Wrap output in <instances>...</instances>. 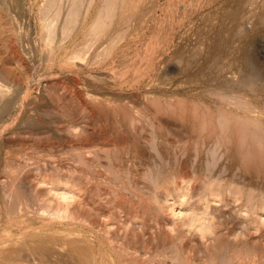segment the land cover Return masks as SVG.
Here are the masks:
<instances>
[{
	"label": "rangeland",
	"instance_id": "rangeland-1",
	"mask_svg": "<svg viewBox=\"0 0 264 264\" xmlns=\"http://www.w3.org/2000/svg\"><path fill=\"white\" fill-rule=\"evenodd\" d=\"M53 1L0 0V264H40L43 254L65 264L72 240L84 255L88 244L100 248L96 264H223L230 257L239 264L238 257L256 255L264 264V210L245 207L238 187L222 195L227 201L210 195L199 211L189 185L180 183L173 194L146 190L153 166L168 171L188 162L193 175L206 160L203 148L219 139V117L260 116L264 124V0H56L61 9L51 10ZM72 10L79 13L66 36ZM98 22L106 23L94 33ZM48 24L56 27L52 39ZM205 120L214 123L209 132ZM230 123L229 152L236 155L221 156L218 168L257 146L237 139L245 122ZM167 141L186 152L176 157ZM263 149L244 151L256 163L249 160L253 168L239 173L252 176L251 188L260 192ZM135 180L145 194L130 187ZM219 210L232 221L229 229H212ZM234 223L239 228L230 232Z\"/></svg>",
	"mask_w": 264,
	"mask_h": 264
},
{
	"label": "bare ground",
	"instance_id": "bare-ground-1",
	"mask_svg": "<svg viewBox=\"0 0 264 264\" xmlns=\"http://www.w3.org/2000/svg\"><path fill=\"white\" fill-rule=\"evenodd\" d=\"M81 0H79V2H80ZM83 1V0H82ZM82 1L80 2V3H82ZM108 1V0H107ZM114 1V0H113ZM115 1H117V0H115ZM114 1V2H115ZM121 1V0H120ZM119 1V2H120ZM62 2V1H61ZM76 2H78V1H76ZM77 3V5H79L80 3ZM111 2V1H110ZM125 2V1H124ZM113 3V2H112ZM110 3L111 5H113V4H115V3ZM83 4V3H82ZM109 4V3H108ZM107 4V5H108ZM124 4V3H123ZM50 5V4H49ZM111 5H109L110 7H111ZM59 6H60V4H59ZM83 6V5H82ZM89 6H91V2H90V4H89ZM115 6V5H114ZM117 6V5H116ZM115 6V7H116ZM47 7V6H46ZM53 7L55 8V7H57L58 8V6H57V1L55 0V1H53L52 2V4H51V10L53 9ZM77 7V6H76ZM81 7V6H80ZM124 7H126V6H124ZM74 8V7H73ZM114 7H112V9H113ZM49 9H50V7H49ZM58 9H61V6H60V8H58ZM75 9V8H74ZM77 9V8H76ZM88 9H90V8H88ZM104 10H105V8H103ZM115 9V8H114ZM124 9V8H123ZM87 10V9H86ZM110 10H111V8H110ZM46 11V10H45ZM60 11V10H59ZM58 11V12H59ZM71 11V10H70ZM72 11H75V12H71L70 13V15H68V18H67V20H66V23H65V25H64V29H63V31L62 32H64L65 31V33L63 34V35H65L66 34V32L67 31H69V29H70V27H71V25H74V23L77 21L76 19H77V17H78V10L76 11V10H72ZM108 11H109V9H107L106 10V12L108 13ZM112 12H113V10H111ZM57 12V11H56ZM78 12V13H77ZM126 12V11H125ZM62 13V12H61ZM90 13V12H89ZM106 13V14H107ZM110 13V12H109ZM58 14V13H57ZM113 14V13H112ZM115 14V13H114ZM59 15H61V14H59ZM59 15H57V16H59ZM87 15V14H86ZM110 15H111V13H110ZM47 16H48V14H47ZM108 16V15H107ZM112 16V15H111ZM110 16V18L112 19L113 18V16L111 17ZM100 17H101V15H100ZM48 18V17H47ZM60 18H61V16H60ZM85 18H86V16H85ZM102 18V17H101ZM46 19V18H45ZM51 19V18H50ZM99 19V18H98ZM102 19H104V17L102 18ZM102 19H100V20H102ZM111 19H109V20H111ZM115 19V18H114ZM105 20V19H104ZM87 21V20H86ZM99 21V20H98ZM107 21V20H106ZM112 21H113V19H112ZM85 23V22H84ZM99 23V22H98ZM103 23L104 22H102V24H95L93 27H92V29H94L93 31H94V33H99V30L100 29H102L103 28V26L105 25V23H104V25H103ZM76 24V23H75ZM78 24V23H77ZM49 25V24H48ZM56 25V24H55ZM50 26V25H49ZM48 26V27H49ZM74 28V27H73ZM56 30V27L54 28V27H52V26H50L48 29H47V32H48V36H49V38L51 37V35L53 36V34L56 32L55 31ZM71 30V29H70ZM101 31V30H100ZM93 33V32H92ZM66 36H68L67 34H66ZM50 39H52V37L50 38ZM50 39H49V41H50ZM64 39H68L67 37H64ZM51 43L53 42V41H50ZM48 44V43H47ZM53 46V45H52ZM55 48V47H54ZM53 48V49H54ZM48 49V48H47ZM55 52H56V50H55ZM49 53V52H48ZM50 53H52L51 51H50ZM54 53V52H53ZM52 53V54H53ZM49 55V54H48ZM246 57V56H245ZM248 58H250L249 56H248ZM248 58H246V59H248ZM250 61H251V59H249ZM245 61V60H244ZM248 61V60H247ZM250 61H248V62H250ZM55 62V61H54ZM249 75V74H248ZM4 88V87H3ZM1 91V90H0ZM6 93V92H5ZM4 96V95H3ZM2 97V96H1ZM4 98V97H3ZM225 115V114H224ZM228 115V114H227ZM231 115V114H230ZM230 115L229 116H221V117H217L218 118V129H219V131L221 132V134H220V132H219V134L220 135H217L218 137H219V139L218 140H215L216 142H214L215 144L213 145H208L207 144V146H209V147H207L206 148V151H205V148H203V150H204V155L206 156V157H204V159L206 158V160H204V164L202 163V161H201V163L200 164H198V169H197V167H196V169L194 170V172H193V175H190L189 173H188V168H187V163L185 162V163H180V164H182V165H180L179 163V168H175V167H169L170 169L167 171V170H165V166H164V168H162V169H164V170H162L161 168H155L154 166H153V168H152V170H151V174L149 175V181H151L150 183H147L148 184V186H146V190L147 189H149V186H151L152 187V189H149V190H153V191H157L158 189L159 190H161V193H162V191H163V193H164V191L166 192V193H168V192H170V191H173V190H177L178 191V189H179V187H180V183H183V184H186L187 186L189 185V187H191V190H192V192H193V194H194V196H193V198L195 197V195L198 193V196H196V197H198L197 199H198V211L201 209V207H202V203H203V201H206V203H209V201L210 200H208L207 199V197L209 198V196L210 195H216V193H218V195H219V197H220V195H221V197H222V195L224 196V193L225 192H228V190H231L232 188H233V190H235L234 188L235 187H233V186H236V187H238L239 188V193H242L243 194V196H245L246 195V197L244 198L245 200H247L248 202H246L245 201V203L247 204V206H245V207H247V208H249V210L251 211V210H256L257 211V213H258V210L259 209H261L262 211L264 210L263 208V202L262 201H264L262 198H263V196H264V192L262 193V192H260V189H262V188H259V191L257 190V189H255V191L254 190H252L253 188H251V187H254V183L253 184H251L252 182H254V181H252V176L251 177H246V176H243V174H239V173H241V172H244V171H247V170H249L248 168H253V167H250V166H252V164L250 165V163H251V161H249V160H252V161H254L255 160V158H253L252 157V159H251V157L249 156V155H251L252 153H254V152H252L251 154L249 153L250 151H253L254 150V148L255 147H257V149L256 150H254L255 152L257 151L258 153H259V151H258V147L261 149V148H263L264 146V132L263 133H260V131H262V130H264V124H262L263 122L261 121V117L260 116H247V117H240L239 115V117L238 116H236V114H233V115H235V118L234 119H236V123L237 122H243L242 123V125H241V123L240 124H238L237 123V126L238 127H240V126H243V124H244V122L246 123V124H244V127H242V129L240 128V129H238L237 130V132L238 133H236L238 136H239V138H237L238 140H239V142H241L242 144H244V145H246V144H248V142H249V140H254V141H256V142H254V141H252V142H250V143H253V144H255V145H257V146H255V145H253L252 144V146H255L254 148L253 147H251V148H249L250 146V144L248 145L249 147H248V149L247 148H243L242 147V144L241 145H238V146H241L242 147V149H244L243 150V154H241L242 155V158H243V160H239L240 162H237V163H233V164H235V165H230V166H228L230 163V161H231V159L227 162V163H229L228 165H227V163H225L224 165L226 166H222L221 165V167H219L218 168V165H219V162H221L222 160H227V156L229 155V156H231V154L233 153V151H232V153L231 152H229L230 150H233V149H235V147L233 148V147H231V148H233V149H231V148H229V145L231 144V142L232 141H234V140H232V138L235 136H233L231 133H233V132H231V130L232 129H230L229 127L230 126H228V124H230L231 125V123L233 124V122H231L230 123V121H233L234 119H233V117H232V115H231V117H230ZM209 116H211L212 117V115H208V117ZM184 117V116H183ZM210 118V117H209ZM215 118V117H214ZM184 119V118H183ZM182 119V120H183ZM186 119V118H185ZM213 119V118H212ZM206 121V120H205ZM203 121L204 123H206V124H204L205 125V127L207 128V127H209V126H211V124L213 123H211V121H209V123H208V121ZM235 123V122H234ZM214 124V123H213ZM234 125V124H233ZM232 125V126H233ZM236 125V124H235ZM234 125V126H235ZM231 126V127H232ZM233 126V127H234ZM263 126V127H262ZM263 128V129H261L260 130V128ZM161 128V127H160ZM158 129V128H157ZM204 129V128H203ZM208 129V128H207ZM233 129H235V128H233ZM236 130V129H235ZM208 132H209V129L207 130ZM234 131V130H233ZM212 132V131H211ZM175 135V134H174ZM214 135H215V133H214ZM214 135H213V137H214ZM179 136V135H178ZM174 137V136H173ZM176 138H177V136H175ZM181 138V137H180ZM247 138H249V140L247 139ZM100 139V138H99ZM165 139V138H164ZM182 139V138H181ZM235 139V138H234ZM95 140V139H94ZM155 140V139H154ZM156 140H157V137H156ZM169 140H171V138L169 139ZM176 140H179V139H176ZM176 140H173V141H176ZM93 141V140H92ZM159 142H160V140H158ZM165 141V140H164ZM150 142V141H149ZM153 142V141H152ZM155 142V141H154ZM168 142V141H167ZM171 142V141H170ZM170 142H168V143H170ZM177 142V141H176ZM179 142H180V145H181V141L179 140ZM236 142V141H235ZM163 142H161V144H162ZM178 143V142H177ZM151 144V143H150ZM158 144V143H157ZM167 144V143H166ZM236 144V143H235ZM170 145L171 146H173L172 148L173 149H175L176 150V157H177V155H178V153H181V152H186V150H184L183 148L184 147H181V146H176L175 145V143L174 142H171L170 143ZM243 145V146H244ZM169 146V145H168ZM182 146H185V145H182ZM233 146V145H232ZM237 146V145H236ZM237 146V147H238ZM263 146V147H262ZM155 147V146H154ZM241 147H238V148H241ZM244 147H246V146H244ZM186 148V147H185ZM85 149H87V148H85ZM85 149L83 150L84 152H85ZM250 149V150H249ZM252 149V150H251ZM90 151H91V149H89ZM184 150V151H183ZM247 150H249V152L247 151ZM88 151V150H87ZM179 151V152H178ZM235 151V153H236V150H234ZM238 151V150H237ZM242 151V150H241ZM244 151H246V152H248V154L246 153H244ZM262 151V150H261ZM260 151V152H261ZM263 151H264V149H263ZM93 152H95V151H93ZM156 152V151H155ZM178 152V153H177ZM184 152V153H185ZM200 152H202V150H200ZM257 152H256V154H257ZM230 153V154H229ZM240 153H242V152H240ZM80 154V153H79ZM164 154V153H163ZM201 155L203 154V153H200ZM221 154V155H220ZM228 154V155H227ZM97 155V154H96ZM159 155V154H158ZM218 155H220L219 157L220 158H218ZM227 155V156H226ZM232 155H236V154H232ZM238 155H239V152L237 153V157H238ZM259 155V154H258ZM261 156H263L262 154H260ZM94 156V155H93ZM165 156V155H164ZM221 156H225V159H222V157ZM240 156V155H239ZM250 157V158H248V157ZM252 156V155H251ZM254 156V155H253ZM80 157V156H79ZM78 157V158H79ZM84 157V156H83ZM162 157V156H161ZM233 156H231V157H229V158H232ZM241 157V156H240ZM254 157H256V155L254 156ZM85 158H87V155L85 156ZM160 158V157H159ZM165 158V157H164ZM228 158V159H229ZM247 158V159H246ZM261 158V157H260ZM88 159V158H87ZM87 159H85V160H87ZM92 159V158H91ZM151 159V158H150ZM162 159V158H161ZM160 159V160H161ZM166 159V158H165ZM168 159V158H167ZM200 159H201V157H200ZM220 159V160H219ZM222 159V160H221ZM262 159V158H261ZM263 159H264V157H263ZM89 160V159H88ZM140 160V159H139ZM145 160V159H144ZM172 160V159H171ZM179 160V159H178ZM198 160V159H197ZM152 161V160H151ZM155 161H156V159H155ZM162 161V160H161ZM238 161V160H237ZM249 161V162H248ZM258 161V160H257ZM262 161V160H261ZM261 161H260V163H261ZM93 162V161H92ZM148 162H149V160H148ZM190 162H191V160H190ZM231 162H235V157H234V161H231ZM255 162V161H254ZM253 162V163H254ZM263 162V161H262ZM152 163V162H151ZM157 163V162H156ZM166 163L168 164V162L166 161ZM192 163H194V162H192ZM256 163V162H255ZM259 163V162H258ZM257 163V164H258ZM89 164H90V162H89ZM140 164V163H139ZM165 164V163H164ZM153 165H154V161H153ZM175 165V164H174ZM259 165V164H258ZM263 165V164H262ZM149 166V165H148ZM147 166V167H148ZM156 166V165H155ZM161 166H162V163H161ZM169 166V165H168ZM177 166V165H176ZM194 166V165H193ZM254 166H255V164H254ZM260 166H261V164H260ZM141 167V166H140ZM157 167H160V166H158L157 165ZM178 167V166H177ZM257 167V166H256ZM255 167V168H256ZM150 168V167H149ZM148 168V169H149ZM168 168V167H167ZM166 168V169H167ZM195 167H193V169H194ZM115 170H116V168H114ZM133 169V168H132ZM154 169H156V171L154 170ZM247 169V170H246ZM259 169V168H258ZM117 171H119V170H117ZM76 172V171H75ZM132 172V171H131ZM106 173V172H105ZM109 173V172H108ZM133 173V172H132ZM101 174V173H100ZM102 174H104V173H102ZM141 174V173H140ZM145 174V173H144ZM110 175H111V173H110ZM99 176H101V175H99ZM140 176V175H139ZM148 176V175H147ZM102 177V176H101ZM108 177H110V176H108ZM134 177V176H133ZM142 177H143V175H142ZM107 178V177H106ZM104 179H105V177H104ZM124 179V178H123ZM132 179V178H131ZM136 179L138 180L139 178H138V176L136 177ZM147 179V178H146ZM260 179V178H259ZM111 180V179H110ZM117 180V179H116ZM130 180V179H129ZM134 180V179H133ZM137 180H135V183H133V185H132V181L130 182L131 183V185H130V187H132V189H136V191H139V190H141V191H139L140 193H142V194H145V191L142 189V187L139 189V188H136V187H138L139 185H140V181H137ZM140 180V179H139ZM120 181V180H119ZM118 181V182H119ZM148 181V180H147ZM148 181V182H149ZM104 182V181H103ZM107 182V181H106ZM108 182H110V181H108ZM107 182V183H108ZM114 182V181H113ZM112 182V183H113ZM121 182V181H120ZM125 182V181H124ZM124 182H123V185H124ZM128 182V181H127ZM134 182V181H133ZM143 182V181H142ZM97 183V182H96ZM138 183H139V185H138ZM256 183V182H255ZM120 184V183H119ZM121 184H122V182H121ZM126 184V183H125ZM150 184V185H149ZM13 185V184H12ZM11 185V186H12ZM17 185V184H16ZM100 185V184H99ZM104 185V184H103ZM106 185V184H105ZM113 185V184H112ZM136 185H138V186H136ZM94 186V185H93ZM97 186V185H96ZM110 186H111V184H110ZM116 186H118V185H115V187ZM122 186V185H121ZM120 186V187H121ZM128 186V185H127ZM259 186H260V184H259ZM112 187V186H111ZM122 188V187H121ZM127 188V187H126ZM143 188H145V187H143ZM238 188H236V189H238ZM184 189V188H183ZM16 190V189H15ZM103 190H105V189H103ZM232 190V192H234ZM251 190L252 191H254V192H251ZM94 191V190H93ZM96 191V190H95ZM118 191H119V189H118ZM186 191V190H185ZM256 191H258V192H256ZM127 192V191H126ZM129 192V191H128ZM131 192V191H130ZM133 192V191H132ZM149 192V191H148ZM152 192V191H151ZM191 192V191H190ZM117 193V192H116ZM162 193V194H163ZM171 194H173V192H170ZM235 193H237L236 191H235ZM234 193V194H235ZM134 194V193H133ZM147 194V193H146ZM154 194V193H153ZM180 194V193H179ZM121 195V194H120ZM131 195V194H130ZM135 195V194H134ZM140 195V194H139ZM155 195V194H154ZM169 195V194H168ZM176 195V194H175ZM227 195V194H226ZM225 195V196H226ZM239 195V194H238ZM136 196V195H135ZM148 196H149V194H148ZM151 196H152V194H151ZM165 196V195H164ZM172 196V195H171ZM117 197V196H116ZM125 197V196H124ZM153 197H155V196H153ZM158 197V196H157ZM184 197V196H183ZM183 197H181V199L183 200ZM195 197V198H196ZM131 198V197H130ZM148 199L150 198H152V197H147ZM156 198V197H155ZM160 199H161V197H159ZM223 198V197H222ZM133 199V198H132ZM132 199H130V201L132 200ZM147 199V200H148ZM149 199V200H150ZM241 199V198H240ZM126 200V199H125ZM141 200V199H140ZM149 200H148V202H149ZM154 200V199H153ZM180 200V199H179ZM223 200L225 201H227V199L224 197L223 198ZM242 200V199H241ZM122 201V200H121ZM124 201V200H123ZM142 201V200H141ZM151 202H152V199L150 200ZM158 201V200H157ZM192 201V200H191ZM197 201V200H196ZM195 201V202H196ZM237 202H239L238 200H236ZM260 201L262 202V204L260 203ZM127 202V201H126ZM138 202V201H137ZM140 202V201H139ZM156 202V201H155ZM183 202H184V200H183ZM194 202V203H195ZM211 202V201H210ZM250 202V207L248 206V203ZM251 202H253V204L251 203ZM112 203V202H111ZM134 203V202H133ZM147 203V202H146ZM166 203V202H165ZM180 203H181V201H180ZM259 203L261 204V205H259ZM118 204V203H117ZM121 204V203H120ZM137 204V203H136ZM156 204V203H155ZM160 204V203H159ZM158 203H157V206L159 205ZM196 204V203H195ZM252 204V205H251ZM182 205V204H181ZM227 205H229V204H227ZM144 206V205H143ZM187 206V205H186ZM194 206V205H193ZM192 206V207H193ZM197 206V205H196ZM195 206V207H196ZM207 206V205H206ZM147 207V206H146ZM152 207V206H151ZM191 207V206H190ZM160 208V207H159ZM223 208H225V207H223ZM222 208V209H223ZM87 209H89V208H87ZM147 209V208H146ZM153 209V208H152ZM217 209H218V207H217ZM220 209V208H219ZM221 209V210H222ZM244 209V208H243ZM138 210V209H137ZM151 210V209H150ZM221 210H219L218 212H219V216H216L217 215V212H216V214L214 215L213 214V212H212V214L213 215H211V218H212V220H213V222H212V224H211V227H212V229L213 228H215V230H219V229H223L224 227H227L228 226V229H229V227L232 225V219L230 218V221H231V223L229 222V221H227V220H225V218H226V216L227 215H225L224 213H222L221 212ZM225 210V209H224ZM223 210V211H224ZM91 211V210H90ZM197 211V212H198ZM260 211V210H259ZM73 212V211H72ZM211 212V211H210ZM236 212V211H235ZM254 212V211H253ZM53 213V212H52ZM87 213V212H86ZM88 213H89V215H90V212H89V210H88ZM184 213V212H183ZM247 213V212H246ZM57 214V213H56ZM75 214V213H74ZM78 214H79V212H78ZM195 214H196V212H195ZM206 214H207V212H206ZM250 214V213H249ZM73 215V214H72ZM85 215V214H84ZM87 215V214H86ZM93 215V214H92ZM180 215V214H179ZM183 215V214H182ZM247 215V214H246ZM251 215V214H250ZM249 215V216H250ZM230 216V215H229ZM234 216V215H233ZM240 216V215H239ZM254 216V215H253ZM259 215H257V217H258ZM60 217V216H59ZM74 217V216H73ZM76 217V216H75ZM81 217V216H80ZM187 217V216H186ZM228 217V216H227ZM238 217V216H237ZM241 217V216H240ZM245 217V216H244ZM246 217H248V216H246ZM63 218V217H62ZM82 218V217H81ZM84 218V217H83ZM191 218V217H190ZM206 218V217H205ZM242 218H243V216H242ZM251 218V217H250ZM54 219V218H53ZM56 219H57V217H56ZM73 219V218H72ZM76 219V218H75ZM85 219H87V218H85ZM183 219V218H182ZM207 219V218H206ZM205 219V220H206ZM228 219V218H227ZM235 219V218H234ZM245 219V218H244ZM62 220V219H61ZM84 220V219H83ZM194 220V219H193ZM198 220V219H197ZM208 220V219H207ZM211 220V219H210ZM81 221V220H80ZM183 221V220H182ZM200 221V220H199ZM198 221V222H199ZM234 221V220H233ZM242 221V220H241ZM252 221V220H251ZM77 222H79V220L77 219ZM82 222H84V221H82ZM86 222V221H85ZM90 222V221H89ZM190 222H191V220H190ZM193 222H195V221H193ZM198 222H196V223H198ZM234 222H238V220L236 221H234ZM175 223H177V222H175ZM188 223V222H187ZM202 223V222H201ZM81 224V223H80ZM79 224V225H80ZM125 224V223H124ZM173 224V223H172ZM179 224H180V222H179ZM205 224V223H204ZM231 224V225H230ZM240 224V223H239ZM239 224H235L234 223V226H233V230H231L230 232H234L237 228H239ZM243 224V223H242ZM89 225V224H88ZM201 225V224H200ZM230 225V226H229ZM238 225V226H237ZM249 225V224H248ZM185 226V225H184ZM187 226V225H186ZM84 227V226H83ZM86 227V226H85ZM126 227V226H125ZM180 227V226H179ZM201 227V226H200ZM203 227V226H202ZM245 227V226H244ZM148 228V227H147ZM242 228V227H241ZM248 228V227H247ZM250 228H252V227H250ZM128 229V228H127ZM205 229V228H204ZM221 229V230H222ZM244 229V228H243ZM258 229V228H257ZM77 230V229H76ZM183 230V229H182ZM203 230V229H202ZM202 230H200V231H202ZM210 230V229H209ZM214 230V231H215ZM242 230V229H241ZM246 230H248V229H246ZM250 230V229H249ZM92 231H93V229H92ZM170 231V230H169ZM213 231V232H214ZM217 231H215V233L217 234L218 232ZM237 231V230H236ZM170 232H172V231H170ZM177 232H178V230H177ZM225 232H226V230H225ZM242 232H244V231H242ZM202 233H204V231L202 232ZM209 233H211V232H209ZM222 233V232H221ZM78 234V233H77ZM101 234V233H100ZM183 234V233H182ZM182 234L180 235L181 237H182ZM206 234V233H205ZM208 234V233H207ZM212 234V233H211ZM249 234V233H248ZM252 234H253V232H252ZM183 235H186V234H183ZM215 235V234H214ZM220 235H222V234H220ZM237 235H238V233H237ZM245 235V234H244ZM31 236V235H30ZM79 236V235H78ZM177 236V235H176ZM229 236V235H228ZM236 236V235H235ZM27 237V236H26ZM85 237V236H84ZM168 237V236H167ZM171 237V236H170ZM174 237V236H173ZM172 237V238H173ZM180 237V238H181ZM184 237V236H183ZM205 237V236H204ZM216 237V236H215ZM217 237H218V235H217ZM241 237V236H240ZM239 237V238H240ZM246 237V236H245ZM30 238V237H29ZM79 238V237H78ZM105 238V237H104ZM107 238V237H106ZM219 238V237H218ZM222 238V237H221ZM231 238V237H230ZM243 238V237H242ZM264 238V237H263ZM32 239V238H31ZM81 240H79L78 239V241L80 242V243H82L81 241H82V238H80ZM165 239V238H164ZM179 239V238H178ZM183 239V238H182ZM181 239V241H183ZM212 239V238H211ZM241 239V238H240ZM247 239V238H246ZM77 240V239H76ZM75 240V241H76ZM84 241H85V239H83ZM88 240V239H87ZM99 240V239H98ZM172 240V239H171ZM173 240H175V239H173ZM213 240H215L214 238L212 239V241ZM216 240H217V238H216ZM219 240H220V242H221V239L219 238ZM223 240V239H222ZM243 240V239H242ZM254 240V239H253ZM24 241V240H23ZM156 241H158V240H156ZM176 241V240H175ZM251 241H252V239H251ZM261 241H262V239H261ZM53 242V241H52ZM57 242V241H56ZM56 242H53V243H56ZM77 242V241H76ZM76 242H74L73 243V240H72V242H70V243H72V248L70 249V251H68L67 249H69V248H67L66 250L69 252H66V253H68L69 254V256H68V260L65 258V259H63V261L64 260H67V262H70L71 260L73 261V262H75L74 264H96L97 263V257H99V256H97V253H99L100 254V248H99V250H96L95 249V247H93L91 244L89 245H87V247H88V249L85 247H83L84 248V250L86 251L85 253H87V254H85L84 255V251H83V249H82V247H79L78 246V242L76 243ZM87 242V241H86ZM100 242V241H99ZM163 242V241H162ZM164 242H166V241H164ZM172 242V241H171ZM216 241H214L212 244H216L215 243ZM229 242H231V239H230V241ZM239 242V241H238ZM241 242V241H240ZM248 243H250L249 241H247ZM22 243V242H21ZM49 243V242H48ZM85 243V242H84ZM90 243V242H89ZM175 243V242H174ZM179 243H181V242H179ZM228 243V242H227ZM257 243H259V242H257ZM18 244V243H17ZM32 244V243H31ZM56 244H58V243H56ZM77 244V245H76ZM101 244V243H100ZM99 244V245H100ZM182 244V243H181ZM180 244V245H181ZM221 244L223 245V243L221 242ZM235 243H233L232 245L233 246H235L234 245ZM237 244V243H236ZM243 244V243H242ZM245 244V243H244ZM260 244V243H259ZM20 245V244H19ZM18 245V246H19ZM34 245V244H33ZM47 245V244H46ZM68 245H69V243H68ZM74 245H76V246H74ZM113 245V244H112ZM160 245V244H159ZM168 245V244H167ZM173 245V244H172ZM218 245V244H217ZM264 245V244H263ZM26 246V245H25ZM44 246V245H43ZM50 246H51V244H50ZM71 246V245H70ZM69 246V247H70ZM80 246H81V244H80ZM85 246V245H84ZM161 246H163V244L161 245ZM244 246V245H243ZM249 246V245H248ZM261 245H259V247H260ZM16 247V246H15ZM36 247V246H35ZM174 247H176V246H174ZM178 247H179V245H178ZM209 247V246H208ZM216 247V246H215ZM223 247V246H222ZM257 247H258V245H257ZM13 248V247H12ZM11 248V249H12ZM33 248V247H32ZM39 248H42V247H39ZM38 248V249H39ZM48 248V247H47ZM55 248V247H54ZM64 248H66V247H64ZM103 248V247H102ZM113 248V247H112ZM111 248V249H112ZM122 248V247H121ZM211 248V247H210ZM228 248V247H227ZM241 248V247H240ZM239 248V249H240ZM37 249V253H38V250ZM58 249V248H57ZM62 249V248H61ZM116 249V248H115ZM117 249H118V247H117ZM149 249V248H148ZM163 249V248H162ZM165 249V248H164ZM171 249V248H170ZM184 249V248H183ZM186 249V248H185ZM215 249V248H214ZM223 249V248H222ZM221 249V250H222ZM225 249V248H224ZM239 250L237 247H235V250ZM253 249V248H252ZM251 249V250H252ZM255 249V251H256V248H254ZM254 249H253V251H254ZM262 249H264L263 247H262ZM17 250V249H16ZM52 250H53V248H52ZM56 250V249H55ZM60 250V249H59ZM88 250V251H87ZM109 250V249H108ZM211 250V249H210ZM219 250H220V248H219ZM220 250V251H221ZM227 250V249H226ZM225 250V251H226ZM231 251L233 250V249H230ZM234 250V251H235ZM242 250V249H241ZM248 250V249H247ZM261 250V249H260ZM260 250H258V251H260ZM18 251H19V249H18ZM21 251V250H20ZM26 251V250H25ZM31 251V250H30ZM175 251H176V249H175ZM203 252H204V250H202ZM212 251V250H211ZM213 251H215V250H213ZM213 251H212V254H213ZM218 251V250H217ZM263 251V250H262ZM15 252V251H14ZM33 252V251H32ZM40 252V251H39ZM115 252V251H114ZM127 252V251H126ZM179 251L177 250V253H178ZM181 252V251H180ZM209 252V251H208ZM251 252V251H250ZM10 253V252H9ZM17 253V252H16ZM22 253V252H21ZM53 253V252H52ZM55 253H56V251H55ZM62 253V252H61ZM119 253V252H118ZM215 253V252H214ZM219 253V252H218ZM233 253V252H232ZM238 253H240V252H238ZM245 253V252H244ZM257 253H259L260 254V252H257ZM18 254V253H17ZM43 254V253H42ZM47 253H45V255H46ZM63 254V253H62ZM116 254V253H115ZM206 254V253H205ZM217 254V253H216ZM220 254V253H219ZM219 254H217V255H219ZM2 255V254H1ZM32 255V254H31ZM35 255H38V254H35ZM34 255V256H35ZM52 255V254H51ZM66 255V254H65ZM211 255V254H210ZM215 255V254H214ZM222 255V254H221ZM233 255V254H232ZM236 255V254H235ZM235 255H233V256H235ZM241 255V254H240ZM254 255H256V254H254ZM260 255H262V254H260ZM39 256V255H38ZM48 256V255H47ZM54 256V255H53ZM120 256H121V254H120ZM209 256V255H208ZM247 256V255H246ZM257 256V255H256ZM256 256H254V257H252V258H250V259H243V257H242V259H240L239 257H238V255H237V257H238V261H240L241 263H239V264H256L257 263V257ZM263 256V255H262ZM19 257V256H18ZM66 257V256H65ZM102 257V256H101ZM121 257H123V256H121ZM173 257V256H172ZM176 257V256H175ZM207 257V256H206ZM212 257V256H211ZM215 257V256H214ZM221 257V256H220ZM36 258V257H35ZM40 258H41V255H40ZM43 258H44V261L42 262V261H40L39 260V262H42V263H40V264H52V262L50 261V259H49V261H48V259L46 260V258H49V257H44V254H43ZM53 258V257H52ZM106 258V257H105ZM210 258V257H209ZM260 258V257H259ZM37 259V258H36ZM39 259V258H38ZM42 259V258H41ZM71 259V260H70ZM110 259V258H109ZM122 259V258H121ZM208 259V258H207ZM228 259V258H227ZM261 259V258H260ZM259 259V260H260ZM52 260H54V259H52ZM62 260V259H61ZM60 260V263L62 264V261ZM70 260V261H69ZM107 260V259H106ZM115 260V259H114ZM112 261V262H114L115 263V261ZM117 260V259H116ZM212 259L210 258V260H209V262L211 261ZM215 260H216V258H215ZM223 260V259H222ZM221 260V261H222ZM230 260L233 262V261H235V258H232V257H230ZM230 260H225V262L223 263V261H222V263L223 264H230L231 262H230ZM5 261V260H4ZM104 261V260H103ZM111 261V260H110ZM213 261V264H215L214 262V260H212ZM211 261V262H212ZM227 261V262H226ZM262 261V260H261ZM260 261V262H261ZM10 262V261H9ZM67 262H63V263H65V264H67ZM208 262V263H209ZM10 263H13V262H10ZM56 264V262H53V264ZM59 263V261L57 262V264H60ZM72 263V262H71ZM105 263V262H104ZM113 263V264H114ZM204 263H207V262H204ZM259 263V262H258ZM264 263V262H263ZM37 264H39V263H37ZM112 264V263H111ZM212 264V263H211Z\"/></svg>",
	"mask_w": 264,
	"mask_h": 264
}]
</instances>
